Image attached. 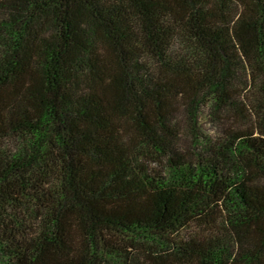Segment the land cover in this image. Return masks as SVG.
<instances>
[{
    "label": "trees",
    "instance_id": "16d2710c",
    "mask_svg": "<svg viewBox=\"0 0 264 264\" xmlns=\"http://www.w3.org/2000/svg\"><path fill=\"white\" fill-rule=\"evenodd\" d=\"M0 264H264V0H0Z\"/></svg>",
    "mask_w": 264,
    "mask_h": 264
}]
</instances>
